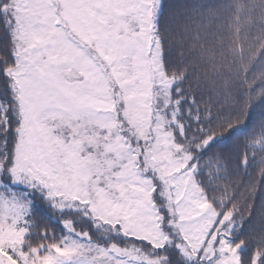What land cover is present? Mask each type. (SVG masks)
I'll return each mask as SVG.
<instances>
[{"label":"snow or ice","instance_id":"snow-or-ice-1","mask_svg":"<svg viewBox=\"0 0 264 264\" xmlns=\"http://www.w3.org/2000/svg\"><path fill=\"white\" fill-rule=\"evenodd\" d=\"M211 6L0 0V264H264L241 239L264 192L241 220L243 185L216 184L233 137L264 148V122L212 135L172 75L185 12Z\"/></svg>","mask_w":264,"mask_h":264},{"label":"trees","instance_id":"trees-1","mask_svg":"<svg viewBox=\"0 0 264 264\" xmlns=\"http://www.w3.org/2000/svg\"><path fill=\"white\" fill-rule=\"evenodd\" d=\"M196 2L180 0L182 4ZM211 4L206 11L185 12L190 18L182 25V35L171 37L169 46H179L184 58L172 75H187L182 86L190 96L202 95L197 106L205 120L211 111L212 123L206 130L212 135L223 136L231 127H242L249 113L252 127L258 129L264 122V0H211ZM197 85L199 92L195 91ZM251 143L248 133L233 137L232 152H224V160L230 155L233 163L227 173L220 174L226 178L216 180L219 188L228 186L231 190L243 185L241 198L235 202L243 212L241 220L247 218L254 196L259 195L256 190L264 192V148L250 152L246 145ZM222 151L213 150L217 155ZM238 153L250 161L248 174L235 164ZM241 239L264 247V224L259 218Z\"/></svg>","mask_w":264,"mask_h":264}]
</instances>
